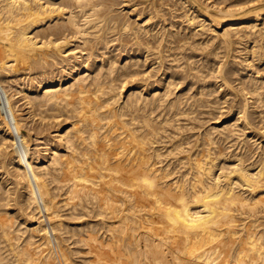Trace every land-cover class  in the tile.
<instances>
[{
	"label": "bare ground",
	"instance_id": "obj_1",
	"mask_svg": "<svg viewBox=\"0 0 264 264\" xmlns=\"http://www.w3.org/2000/svg\"><path fill=\"white\" fill-rule=\"evenodd\" d=\"M0 264H264V0H0Z\"/></svg>",
	"mask_w": 264,
	"mask_h": 264
},
{
	"label": "rangeland",
	"instance_id": "obj_2",
	"mask_svg": "<svg viewBox=\"0 0 264 264\" xmlns=\"http://www.w3.org/2000/svg\"><path fill=\"white\" fill-rule=\"evenodd\" d=\"M127 9L128 8H125V11H127ZM94 249H95V251H98V252H103V251H107L108 250V248L106 247V248H104V247H101V246H99V244L97 243V246L96 247H94ZM97 249V250H96Z\"/></svg>",
	"mask_w": 264,
	"mask_h": 264
}]
</instances>
